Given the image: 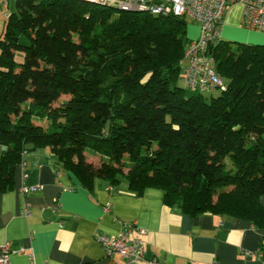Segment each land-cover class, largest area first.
<instances>
[{
	"label": "trees",
	"instance_id": "trees-1",
	"mask_svg": "<svg viewBox=\"0 0 264 264\" xmlns=\"http://www.w3.org/2000/svg\"><path fill=\"white\" fill-rule=\"evenodd\" d=\"M15 7L0 35V193L29 152L50 149L86 187L160 189L191 216L264 230V45L221 38L209 53L225 89L202 92L183 78L187 17L88 0Z\"/></svg>",
	"mask_w": 264,
	"mask_h": 264
},
{
	"label": "crops",
	"instance_id": "crops-1",
	"mask_svg": "<svg viewBox=\"0 0 264 264\" xmlns=\"http://www.w3.org/2000/svg\"><path fill=\"white\" fill-rule=\"evenodd\" d=\"M15 1L0 5V31ZM243 11L241 4L229 9L222 39L264 45V33L242 27ZM200 33L193 23L189 40ZM24 187L37 189L24 195ZM164 195L148 189L140 196L125 181L112 187L99 177L86 187L50 149L34 150L18 167L14 188L0 193V246L11 247L10 264H123L117 255L107 258L96 236H118L136 224L147 232L131 236L144 241L141 264H264V230L242 219L191 216L166 205Z\"/></svg>",
	"mask_w": 264,
	"mask_h": 264
},
{
	"label": "built area",
	"instance_id": "built-area-1",
	"mask_svg": "<svg viewBox=\"0 0 264 264\" xmlns=\"http://www.w3.org/2000/svg\"><path fill=\"white\" fill-rule=\"evenodd\" d=\"M103 6L117 8L123 11L152 12L157 15H174L187 17L200 28V37L192 41L185 52L188 61L183 78L188 88L211 92L215 89H225L224 79L216 70V62L210 55L212 47L222 38L223 29L229 9L237 4L244 7L242 27L248 31L264 33V0H88ZM5 6L6 1L0 0ZM33 187L22 188L26 195L35 191ZM28 214V210H26ZM137 233L146 235V230L136 224L126 225L118 236L97 234L96 239L101 244L107 258L117 255L123 264H141L146 259L144 241L131 236ZM11 247L0 246V264H10ZM151 264H158L152 262Z\"/></svg>",
	"mask_w": 264,
	"mask_h": 264
},
{
	"label": "rangeland",
	"instance_id": "rangeland-1",
	"mask_svg": "<svg viewBox=\"0 0 264 264\" xmlns=\"http://www.w3.org/2000/svg\"><path fill=\"white\" fill-rule=\"evenodd\" d=\"M113 13H114V16L115 17L119 15V12L118 11H113ZM192 25H193V23H191L189 21L188 22L187 29L189 30L190 26H192ZM2 31L3 30L0 31V35L2 34ZM224 41H226V42H232L234 46H236L237 43L248 44L246 42H243L242 40H237V39L236 40H226L225 39ZM18 60H20V57H18ZM21 60H23V59H21ZM180 84H182V83L180 82ZM187 94H191V91L188 90L187 91ZM207 96H208L207 98H209V95H207ZM65 99H67V97H62L61 98V100H65ZM59 103H60V101L57 102L56 105H58ZM86 159H87V162L88 163H91V164L93 163L97 167L101 166L103 160H107V159L102 158L101 157V154H96V153L91 152V151H87L86 152ZM125 172H127V169H125Z\"/></svg>",
	"mask_w": 264,
	"mask_h": 264
}]
</instances>
